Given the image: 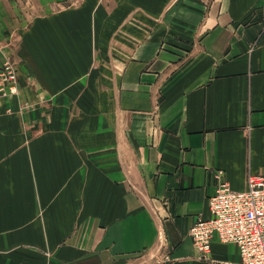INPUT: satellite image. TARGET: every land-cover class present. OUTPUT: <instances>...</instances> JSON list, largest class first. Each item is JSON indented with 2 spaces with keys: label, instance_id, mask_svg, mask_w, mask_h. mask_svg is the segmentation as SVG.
Segmentation results:
<instances>
[{
  "label": "crops",
  "instance_id": "0c3cea01",
  "mask_svg": "<svg viewBox=\"0 0 264 264\" xmlns=\"http://www.w3.org/2000/svg\"><path fill=\"white\" fill-rule=\"evenodd\" d=\"M10 50L0 264H239L189 229L264 174V0H0Z\"/></svg>",
  "mask_w": 264,
  "mask_h": 264
},
{
  "label": "built area",
  "instance_id": "2783aa9c",
  "mask_svg": "<svg viewBox=\"0 0 264 264\" xmlns=\"http://www.w3.org/2000/svg\"><path fill=\"white\" fill-rule=\"evenodd\" d=\"M18 67L0 66V98L20 92ZM218 188L210 198V218H198L189 236L199 258L210 259L215 238L238 246L239 264H264V174L250 173L243 190H233L219 169Z\"/></svg>",
  "mask_w": 264,
  "mask_h": 264
},
{
  "label": "rangeland",
  "instance_id": "374dc122",
  "mask_svg": "<svg viewBox=\"0 0 264 264\" xmlns=\"http://www.w3.org/2000/svg\"><path fill=\"white\" fill-rule=\"evenodd\" d=\"M70 1H76V0H70ZM10 52L12 53H10L9 54V56H7V58H5V60L4 61H6V60H11L12 62H14L15 63V65L18 67V72H19V83H20V85H19V88H20V92L18 93V94H14V95H19V94H21V89H22V87H23V84H22V86H21V76H22V65H20L19 64V62L16 60V59H14V57H13V52H14V50H10ZM4 61H3V63H4ZM2 63V64H3ZM2 64H1V66H2ZM23 78V77H22ZM26 83V82H25ZM25 103H24V107H25V105L26 106H29L30 107V104H31V102H26V101H24ZM45 102V101H44Z\"/></svg>",
  "mask_w": 264,
  "mask_h": 264
}]
</instances>
